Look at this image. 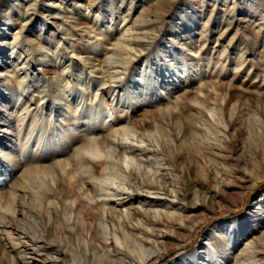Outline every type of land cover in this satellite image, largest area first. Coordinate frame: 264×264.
Here are the masks:
<instances>
[{"label":"rangeland","instance_id":"obj_1","mask_svg":"<svg viewBox=\"0 0 264 264\" xmlns=\"http://www.w3.org/2000/svg\"><path fill=\"white\" fill-rule=\"evenodd\" d=\"M60 1L63 3L59 9H56L57 6L52 7L50 0H4L0 8V15L10 23L6 37L8 39H5L8 40L4 50L6 54L0 62V89L2 88L5 93L9 92L10 98L6 104L14 107L17 113L26 116L24 124L18 126L16 123L8 131H0V140H5L7 137L6 139L11 140L8 141L7 146L11 145L12 148L5 146L4 151L7 155L4 158L1 156L3 148H0V195L11 188L9 179L20 177L28 164H45L48 160V163L55 162L65 158L67 154L70 155L69 150L75 148L74 144H69L64 150L54 144L51 136L54 137L61 131L58 127L60 123L65 125L67 121L81 119L80 112L84 113L82 119L86 122L90 119L96 121L91 124L92 129H90L95 130L94 137L101 134L103 127L106 130L111 124L118 123L120 114L125 117L123 123L125 127L128 125L125 129L129 127L131 129L132 121L137 117V113L143 110V106L132 109L129 101L145 102L142 101L145 89L154 82L155 88L150 95L151 98H147L152 100L153 107L177 112L179 103L185 101L197 108L188 109L187 113L199 117L201 113L205 114V109L197 103L195 94L203 95L199 93L198 88L205 85L208 86L212 97L210 104L214 109L215 120H201L197 124L201 130L194 136L196 138H189V142L192 144L199 142L201 147H211V149L214 143H218L228 149L226 144L230 143L229 138H237V152L233 154L235 159H230V162L249 171L251 177L247 176L237 181L235 186L226 190L217 188L219 196H211V198L207 196L205 207L195 212L201 219L192 230L191 236L186 238L184 232H180L182 236H178L180 238L178 242L177 238L169 240L168 249L160 250L158 255L151 257L145 264H171L180 255L197 253L201 255L203 252H210L215 238L227 236L226 228L224 230L215 228L216 224H223L236 218H242L244 221L252 220L255 219L256 211L261 213L262 220L254 230L245 234L239 228L237 231L241 236L238 244L230 245L228 241L222 242L224 249L222 248L221 252L224 259L219 260L222 264H258V257L253 252L256 249L249 245V242L255 239V236L264 233V207L259 204L253 208V204L264 195V35L262 36L264 0H59L58 2ZM174 1L178 3L174 7L172 16L170 15L163 22V14ZM39 2L47 8L43 14L40 12L43 8L39 6ZM97 5L101 8H94ZM93 10L102 16L96 24ZM23 12L32 13L31 15L38 16V19L34 21L29 32L22 28L20 39H23V43L19 44V48L12 49L13 44L10 41L13 33L20 30L23 25L29 26V23L26 25V20L21 17ZM207 18L211 21L208 22ZM0 21L4 20L0 19ZM134 23L143 25L144 29L137 34V37H132V46L142 42L150 44L152 48V52L143 56L140 64H134L137 55L131 58L124 51L119 52L120 55L113 53L118 50L117 48L126 46L127 33H124L122 27ZM227 24H231L230 28L224 32ZM249 25L254 26L253 30L248 29ZM1 42L0 39V47ZM57 54L62 56L60 63H56ZM117 60L122 61V65L116 66L119 63ZM24 61L27 63L24 69L20 70L19 67ZM54 61L56 66L53 65ZM16 63L20 64L17 68L19 77L15 76L12 70ZM68 64L69 67L64 68ZM151 67L155 68L154 71L147 73ZM185 69L193 79L184 77ZM98 70L101 73H97ZM163 72L166 75L159 76ZM24 75L26 78H23V81L27 84L24 91L18 87L15 90L11 89V86H16ZM59 75H64L65 80H58ZM111 75H113L112 81ZM100 78L104 83H98ZM117 81L120 83H116ZM69 88H72L73 92L67 99H74L72 96H76L80 103L68 102L64 96V99H60L58 103L60 114L51 112L50 109H43L47 101L42 99L44 94L58 102L55 95L59 96L62 90L67 95ZM0 107H3V103ZM25 111L26 113L23 114ZM12 118L14 121L17 119L14 116ZM225 124H231V127H225ZM1 128L6 129V126L2 125L0 130ZM173 128L172 130L166 128L167 136L164 138L163 130L154 129L152 133H147L156 137L157 142H153L157 148H160L158 145L163 143V139L171 140L172 134H178L180 137L179 122H175ZM3 133L6 134L2 138ZM78 134L81 135L82 132ZM78 134L75 137H78ZM132 144L146 147L148 143L138 140L133 141ZM39 147L41 149L38 151V157H31V152H35ZM21 149H27L24 156ZM221 154L230 153L226 151ZM158 157L157 159L160 160L161 156ZM29 158L32 161H29ZM207 159L202 158L197 163L199 176H206L207 170L214 166L215 162ZM164 167L162 166L156 173L150 170L147 176L154 177L163 173L176 178L174 172L172 175L170 170H164ZM217 167L225 172L229 169L223 164ZM138 169L137 175L140 176ZM252 176L258 177V180L249 187ZM114 181H117L114 184L117 186L118 180ZM176 185L178 186V183ZM213 185L214 182L209 179L208 186ZM17 195H19L17 201L23 204V209L17 207L19 213L12 218H6L8 221L6 232H0V242L5 245V248L0 245V257L8 253L14 261H17L15 263L19 264L20 256L6 250V242H13L8 239L7 232L11 233L13 239L24 241L25 235L21 232L29 227V222L34 223L37 232H42V225L46 220L38 206L37 213L35 211L32 215L26 213L24 205L28 202L27 195L24 196L22 191ZM6 198H0V214L6 212L7 206H12L8 200H5ZM17 201H14V204ZM141 203L134 201L130 206L141 209L140 206L143 205ZM149 209L154 211L156 218L159 217V205ZM172 212L177 215V211L172 210ZM35 244L33 247L37 249L40 243ZM241 248L243 251L240 253ZM26 252L30 263L48 264L43 248H39L40 254L31 249ZM240 258L245 259L237 262ZM3 260L5 263H2L6 264L7 258L4 257ZM198 261L201 262L202 259Z\"/></svg>","mask_w":264,"mask_h":264},{"label":"bare ground","instance_id":"obj_2","mask_svg":"<svg viewBox=\"0 0 264 264\" xmlns=\"http://www.w3.org/2000/svg\"><path fill=\"white\" fill-rule=\"evenodd\" d=\"M50 1L53 4L52 7L57 6L56 9H59L63 3L62 1L58 2L59 0ZM177 3V1H174L169 5V9L162 16L163 22L170 15L172 16ZM3 4L4 0H0V8ZM39 6L43 8L42 10L40 9L43 14V11L47 10V8L41 2H39ZM91 6L93 7V5ZM94 8L100 9L101 7L97 5ZM31 14L27 12L21 13V17L26 20L25 24L29 23V26L25 27L23 25L20 30L12 32V40H9L13 44L11 46L12 49L14 47L19 48V44L23 43V39H20L22 28L29 32L34 21L38 19V16ZM93 14H95L94 23L96 24L98 20H101L102 16H100V13L96 14L94 10ZM0 19L4 20L0 21L1 62L5 57L4 54H6L4 50L7 47L6 43L8 40L5 39H8L6 37L8 36L10 23L9 20L5 21V18L1 15ZM149 20L151 21L152 19ZM206 20L208 22L211 21L208 18ZM230 25L227 24L223 31L227 32ZM253 28V25L248 26L250 30H253ZM122 29L124 33H127L126 46L117 48L118 50L113 51V53L120 55L124 51L131 58L137 55V59H133L135 61L134 64H140L143 58L150 51L152 52L151 45L147 43L138 42L132 46V37H137V34L143 31V25L134 23L128 27L124 25ZM38 50L40 51L41 49ZM59 56L58 54L56 55L55 59L56 61L58 60L56 63L62 62V56L58 58ZM26 63L27 61H24L19 69H24ZM119 63L116 66L122 65V61H119ZM18 65L20 64L16 63L12 70L13 74L19 77ZM53 65H55V61ZM67 67H69V64L64 66V68ZM154 69L151 67L147 73L153 72ZM96 72L101 73L99 70ZM183 74L185 75L184 77L190 80L193 79L187 69L183 71ZM163 75L165 76L166 74L164 72L159 74V76ZM112 76H110L111 81ZM23 78H26V75L22 76L21 81L16 83V86H11V89L15 90L18 87L24 91L27 84L24 83ZM57 79L65 80L64 75H59ZM37 80L39 81L40 79ZM98 83L101 84L104 81L100 78ZM116 83L120 82L117 81ZM39 86L45 87V85ZM204 86L198 88L199 93L203 95L195 94V98H197L195 100L205 109L204 115L199 110L201 113L199 117L190 116L187 113L188 109L197 108L185 101L179 103L177 112L172 109L153 107L151 104L152 100L147 99L148 97L151 98L150 95L155 88L153 82L145 89L144 100H142L145 102L138 103V100L129 101L132 109L143 106V110L137 113L135 120L133 119L131 129L130 127L125 129L128 125L125 127L123 124L125 122L123 114L118 116V123L111 124L106 130L103 127V130H99L101 134L95 137L93 135L96 134L95 130L90 129H92L91 124L96 121L90 119V121L86 122L82 119L84 117L82 112L79 113L82 114V118L78 121H67L65 125L59 122L60 126L58 127L61 128V131L54 137L51 136V139L57 147H61L64 150L66 146L73 143L75 148L69 150L70 155L67 154L65 158L55 162L48 163V160L45 164L37 161V165L28 164L20 177L9 179L11 180V188L0 195L1 199L7 197L5 200H8L12 205L10 207L7 206L6 212L0 214L1 233L6 232L8 223L6 218H12L16 213H19L17 207L23 209V204L17 201L19 191H22L25 194L24 196L27 195V206L24 205L26 213L30 215L34 214V211L37 213L36 207L38 206L41 213H43L44 220H46L42 225V232H37L34 223L29 222V227L27 229L24 228L23 232H21L25 235L24 241L13 239L11 233L7 232L9 234L8 239L13 241L11 243L9 241L6 242L7 252L18 254L20 256L18 259L19 264H32L26 257V251L31 249L33 252L39 253L40 247L45 251V260H47L48 264H145L151 257L158 255L160 250H167L169 240L177 238L178 242V236H182L180 232H184V236L189 238L192 230L201 219L195 212L205 207L206 197L219 196L220 193L217 188L226 190L235 186L237 181L250 175L249 171L240 168L235 163L232 165L233 162H230V159H235L233 154L237 152V138H229L230 143L226 144L228 149L223 148L218 143H214L211 149V147H201L199 142H194L193 144L189 142V138H193L201 130L197 125L201 120H215L214 109L210 104L212 97H210L208 86ZM39 92H42V90H39ZM72 92L73 89L69 88L68 94L65 95L62 90L59 96L55 95V98L59 100L58 102L44 94L42 99L47 101L43 105V109H50L51 112L60 114L58 103H60V99H64V96L68 102L80 103L76 96H72L74 99L70 98L72 101L67 99ZM21 95L22 93L18 97L20 98ZM9 98V92L5 93L1 88L0 104L3 103V107H0V124L6 126V129L1 128L0 131L3 132L8 131L16 123L18 126L24 124L26 120L25 115L23 116L20 112L17 113L14 107L6 104ZM147 101L149 103L146 104ZM77 109L75 108V110ZM87 111L89 112V109ZM25 113L26 111L23 112V114ZM13 116L17 117L15 121L12 118ZM204 116H207V118ZM175 122L180 124V137L178 134H172L171 140L163 139V143L158 145L160 148H157L153 142H157L156 137L147 132L152 133L154 129L157 131L163 130L162 137L164 138L167 136L166 128L174 129ZM224 126L231 127V124H225ZM77 131L82 132V134L79 135ZM5 134L3 133L1 137ZM76 134L79 136L75 137ZM134 137L136 140H134ZM6 138L5 140H0V148H3L1 149L2 158L7 155L4 151L6 149L5 146L8 145V141L11 142V140ZM138 140L140 142L147 141V146L141 147L140 145L132 144L133 141ZM8 148H11V145ZM40 149L41 147L37 148L35 152H31V157H38ZM26 150L21 149L22 156L25 155ZM226 151L230 154H221V152ZM158 156H161L160 160L157 159ZM202 158H208L207 160L210 159L217 165L223 164L229 169L225 172L214 163V166H210L211 168L207 170L206 176H199L196 167ZM29 161L32 160L30 159ZM162 166H165L164 170L169 169L172 175V172H174L178 181H176V178H172L174 176L169 177L163 173L154 177L147 176L150 170L156 173ZM137 168H139L140 176L137 175ZM155 173H152V175ZM115 179L119 182L117 186H114L115 182H117L114 181ZM209 179L214 182L213 186H208ZM257 180L258 177L252 176L249 187L253 186ZM21 183L23 186L20 185ZM177 183L178 186L176 185ZM14 201H17V203L14 204ZM134 201L137 203L142 202L141 204L143 205L140 206L142 211L137 206H130ZM106 204H109V206H106ZM259 204L264 207V195L260 196L259 200L253 204V208ZM158 205L160 206L159 217L156 218L154 211H150L149 208ZM172 210L177 211V215ZM21 211L20 209V213ZM254 217L255 219L252 220L246 219L244 221L242 218H236L228 222L225 221L223 224H216L215 228L218 227L221 230L226 228L225 234L227 236L215 238L213 249L210 252H201L202 256L199 255L200 253L188 256L180 255L171 264H222L219 260L224 259L222 256L223 252H221L224 249L222 242L228 241L230 245H235L241 236L237 231L239 228L245 234L254 230L256 225L262 220L261 213H257V211ZM108 232H110V235H108ZM254 238L251 239L249 245L256 249L253 252L258 257V264H264V249H262L264 248V233ZM38 242L40 244L36 249L33 246ZM0 245L5 248V245L1 242ZM242 249H240V253L243 251ZM4 257L5 259L7 258L6 264L17 263L8 253H4ZM4 257H0V264L5 263ZM200 258L203 262L198 261ZM242 259L245 258H240L237 262H241ZM34 263L39 264L38 262Z\"/></svg>","mask_w":264,"mask_h":264}]
</instances>
